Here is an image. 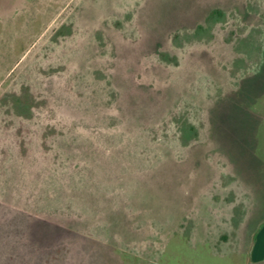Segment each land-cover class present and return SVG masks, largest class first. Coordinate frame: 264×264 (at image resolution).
Wrapping results in <instances>:
<instances>
[{
	"label": "rangeland",
	"instance_id": "obj_1",
	"mask_svg": "<svg viewBox=\"0 0 264 264\" xmlns=\"http://www.w3.org/2000/svg\"><path fill=\"white\" fill-rule=\"evenodd\" d=\"M264 0H0V264H257Z\"/></svg>",
	"mask_w": 264,
	"mask_h": 264
},
{
	"label": "crops",
	"instance_id": "obj_2",
	"mask_svg": "<svg viewBox=\"0 0 264 264\" xmlns=\"http://www.w3.org/2000/svg\"><path fill=\"white\" fill-rule=\"evenodd\" d=\"M252 254L257 264H264V219L259 224L256 242L252 247Z\"/></svg>",
	"mask_w": 264,
	"mask_h": 264
}]
</instances>
